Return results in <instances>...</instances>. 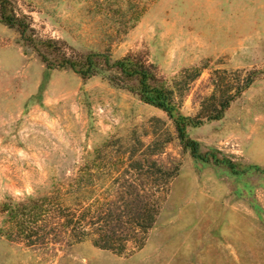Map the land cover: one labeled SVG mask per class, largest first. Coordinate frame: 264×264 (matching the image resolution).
<instances>
[{"label": "rangeland", "instance_id": "1", "mask_svg": "<svg viewBox=\"0 0 264 264\" xmlns=\"http://www.w3.org/2000/svg\"><path fill=\"white\" fill-rule=\"evenodd\" d=\"M10 1L36 42L0 21V210L65 187L95 158L117 175L150 145L179 172L142 249L118 255L87 241L41 255L0 238V264H264V0ZM56 53L140 57L190 117L250 81L223 119L187 130L238 172L194 159L165 112L120 80L50 70L42 57Z\"/></svg>", "mask_w": 264, "mask_h": 264}, {"label": "trees", "instance_id": "2", "mask_svg": "<svg viewBox=\"0 0 264 264\" xmlns=\"http://www.w3.org/2000/svg\"><path fill=\"white\" fill-rule=\"evenodd\" d=\"M0 21L16 29L29 44L36 42L30 26L18 17L10 0H0ZM42 44L58 51L54 40ZM56 54L60 61L55 63L42 57L50 70L70 69L84 79L107 74L112 83L120 80L135 90L144 103L165 112L174 124L180 143L194 159L224 164L232 172H238L233 162L203 153L200 143L190 138L187 130L223 119L231 104L249 88L250 81L234 93L214 92L202 103L200 114L190 117L180 112L175 91L140 57L113 59L104 53L89 54L82 61H76L66 54ZM151 148L150 145L148 150L142 149L140 156L138 152H129L128 159L123 161V171L117 175L104 170L105 163L95 158L87 161L65 187L61 185L42 195H27L22 200L5 201L0 210V238L23 243L41 255L87 241L118 255L142 249L161 214L171 182L179 172L178 165L167 166L155 159V152L149 151Z\"/></svg>", "mask_w": 264, "mask_h": 264}]
</instances>
